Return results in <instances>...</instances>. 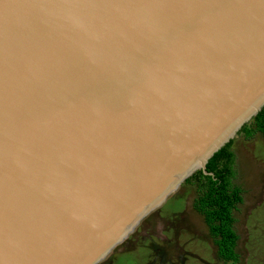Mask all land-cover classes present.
Listing matches in <instances>:
<instances>
[{"label":"water","instance_id":"water-1","mask_svg":"<svg viewBox=\"0 0 264 264\" xmlns=\"http://www.w3.org/2000/svg\"><path fill=\"white\" fill-rule=\"evenodd\" d=\"M264 107V0H0V264H100Z\"/></svg>","mask_w":264,"mask_h":264},{"label":"rangeland","instance_id":"rangeland-1","mask_svg":"<svg viewBox=\"0 0 264 264\" xmlns=\"http://www.w3.org/2000/svg\"><path fill=\"white\" fill-rule=\"evenodd\" d=\"M234 138V183L244 190L235 211L238 264H264V137ZM197 194L193 184L183 183L100 264H224L204 216L193 206ZM198 252L205 261L192 257Z\"/></svg>","mask_w":264,"mask_h":264},{"label":"trees","instance_id":"trees-1","mask_svg":"<svg viewBox=\"0 0 264 264\" xmlns=\"http://www.w3.org/2000/svg\"><path fill=\"white\" fill-rule=\"evenodd\" d=\"M257 133L264 137V107L238 134L251 139ZM234 142L235 139L230 140L208 161L206 169L212 174L199 170L185 181V184L195 186L198 194L194 207L204 216L218 246L219 255L230 260L229 264L239 262V254L236 252L239 235L235 229V211L244 201L243 188L234 183L237 173Z\"/></svg>","mask_w":264,"mask_h":264},{"label":"flooded vegetation","instance_id":"flooded-vegetation-1","mask_svg":"<svg viewBox=\"0 0 264 264\" xmlns=\"http://www.w3.org/2000/svg\"><path fill=\"white\" fill-rule=\"evenodd\" d=\"M193 206H194V202H193ZM194 208H195V207H194ZM198 212H199V211H198ZM199 213H200V212H199ZM209 234H210L211 237H212V241H213L214 245L217 246L214 237H213L212 234L210 233V230H209ZM237 246H238V243H237ZM236 249H237V247H236ZM217 255H218V259H220L224 264H229V263H230V260H226V259L222 258V257L219 255V252H218V246H217ZM192 257H196L198 260H200V261H202V262L205 261V260H204L205 257L202 256V255H200V252L194 254V256H192ZM205 263H206V264H212V262H211V263L205 262ZM188 264H190L189 261H188ZM191 264H192V263H191Z\"/></svg>","mask_w":264,"mask_h":264},{"label":"clouds","instance_id":"clouds-1","mask_svg":"<svg viewBox=\"0 0 264 264\" xmlns=\"http://www.w3.org/2000/svg\"><path fill=\"white\" fill-rule=\"evenodd\" d=\"M233 139H235V138H233ZM184 183H185V182H184ZM113 252H114V251H113ZM113 252H112V253H113ZM112 253H111V254H112ZM111 254H110V255H111ZM110 255H109V256H110Z\"/></svg>","mask_w":264,"mask_h":264}]
</instances>
